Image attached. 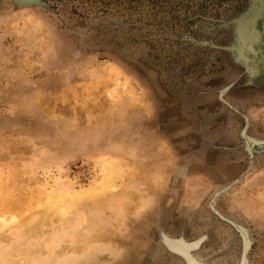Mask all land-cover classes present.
<instances>
[{
    "label": "rangeland",
    "instance_id": "obj_1",
    "mask_svg": "<svg viewBox=\"0 0 264 264\" xmlns=\"http://www.w3.org/2000/svg\"><path fill=\"white\" fill-rule=\"evenodd\" d=\"M0 0V264H264V0Z\"/></svg>",
    "mask_w": 264,
    "mask_h": 264
},
{
    "label": "water",
    "instance_id": "obj_2",
    "mask_svg": "<svg viewBox=\"0 0 264 264\" xmlns=\"http://www.w3.org/2000/svg\"><path fill=\"white\" fill-rule=\"evenodd\" d=\"M16 3L18 4H31V3H38V4H42V2L40 0H15ZM185 259H186V263L185 264H198L197 261H195L194 257H192L191 255H184Z\"/></svg>",
    "mask_w": 264,
    "mask_h": 264
},
{
    "label": "bare ground",
    "instance_id": "obj_3",
    "mask_svg": "<svg viewBox=\"0 0 264 264\" xmlns=\"http://www.w3.org/2000/svg\"><path fill=\"white\" fill-rule=\"evenodd\" d=\"M173 247L175 248V250H177L178 252L182 253L183 255L189 254V251H188L187 247H185L184 245L182 246V244H178L176 246L174 245Z\"/></svg>",
    "mask_w": 264,
    "mask_h": 264
}]
</instances>
